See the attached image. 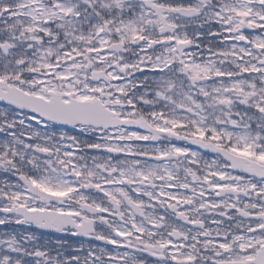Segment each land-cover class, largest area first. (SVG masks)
<instances>
[{
    "label": "snow or ice",
    "instance_id": "1",
    "mask_svg": "<svg viewBox=\"0 0 264 264\" xmlns=\"http://www.w3.org/2000/svg\"><path fill=\"white\" fill-rule=\"evenodd\" d=\"M0 264H264V0H0Z\"/></svg>",
    "mask_w": 264,
    "mask_h": 264
},
{
    "label": "flooded vegetation",
    "instance_id": "2",
    "mask_svg": "<svg viewBox=\"0 0 264 264\" xmlns=\"http://www.w3.org/2000/svg\"><path fill=\"white\" fill-rule=\"evenodd\" d=\"M194 147V146H193Z\"/></svg>",
    "mask_w": 264,
    "mask_h": 264
}]
</instances>
